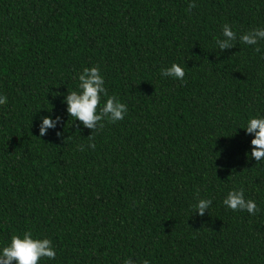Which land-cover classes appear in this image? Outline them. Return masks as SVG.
Instances as JSON below:
<instances>
[{
	"label": "trees",
	"instance_id": "trees-1",
	"mask_svg": "<svg viewBox=\"0 0 264 264\" xmlns=\"http://www.w3.org/2000/svg\"><path fill=\"white\" fill-rule=\"evenodd\" d=\"M254 28L264 0H0V250L31 231L56 251L39 264H264V160L242 129L264 117V41L239 40ZM97 65L128 111L92 133L63 101ZM44 116L62 122L40 137ZM240 188L255 215L223 204Z\"/></svg>",
	"mask_w": 264,
	"mask_h": 264
},
{
	"label": "clouds",
	"instance_id": "clouds-1",
	"mask_svg": "<svg viewBox=\"0 0 264 264\" xmlns=\"http://www.w3.org/2000/svg\"><path fill=\"white\" fill-rule=\"evenodd\" d=\"M194 7L196 4L189 2L187 11H191ZM222 36L223 39H216V45L221 52L235 47L234 41L237 40V33L227 23L222 26ZM239 40L247 45H258L260 41H264V28L250 29L240 34ZM254 51L260 52L261 49L255 47ZM161 75L183 81L186 73L180 64L172 63L170 67L161 70ZM79 82V91L68 92L63 101L67 104V113L70 117H74L85 128L92 130V133L103 129L105 121L116 123L124 119L128 111L127 105L118 100L116 96L108 95L99 65L84 68L79 75ZM102 96L107 99L103 107H100ZM6 103L7 97L0 96V105ZM61 122L62 117L60 116H56L55 119L51 116L42 117V123L39 125L40 137L45 136L48 129H55ZM242 129L246 131V134L254 136L251 140V157L257 162L264 160V117L257 115L250 118ZM61 135L62 133L57 132L58 137ZM88 138L91 141L93 135ZM80 147L83 150V146ZM90 147L94 149L95 144H90ZM211 204V199H198L195 213L204 216ZM223 204L233 211L246 210L252 215L259 211L254 200L245 198L243 188L230 190ZM41 258L54 260L56 258L55 248L50 239L34 238L31 231H26L22 235L13 234L10 243L0 250V264H39ZM123 264H136V262L129 257L124 260ZM142 264H149V261L145 259Z\"/></svg>",
	"mask_w": 264,
	"mask_h": 264
}]
</instances>
